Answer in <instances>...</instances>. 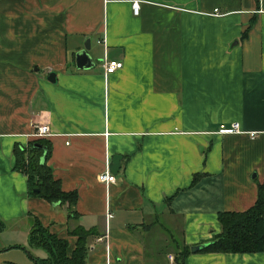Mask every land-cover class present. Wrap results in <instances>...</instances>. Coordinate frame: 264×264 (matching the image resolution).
<instances>
[{"label": "crops", "instance_id": "1", "mask_svg": "<svg viewBox=\"0 0 264 264\" xmlns=\"http://www.w3.org/2000/svg\"><path fill=\"white\" fill-rule=\"evenodd\" d=\"M86 39L98 63L77 69ZM106 60L122 65L104 75ZM233 122L237 132L218 131ZM38 124L49 134L32 137ZM35 139L60 189L76 194L72 218L66 204L28 194L14 169V146ZM113 155L105 185L96 176ZM259 188L264 0H0V264H33L13 247H27L31 217L67 254L68 230L93 232L84 264H175ZM182 264H264V226L260 252L189 250Z\"/></svg>", "mask_w": 264, "mask_h": 264}, {"label": "trees", "instance_id": "2", "mask_svg": "<svg viewBox=\"0 0 264 264\" xmlns=\"http://www.w3.org/2000/svg\"><path fill=\"white\" fill-rule=\"evenodd\" d=\"M41 145L37 139L28 144L26 148L14 146V169L26 176L27 192L38 196L48 203L66 204L69 208L68 216H75L72 210L76 194L74 191L65 192L60 189L57 179L53 178L50 169L41 164L40 158L47 156V148L35 146ZM36 190V191H35ZM220 231L208 242L202 250L211 252L246 253L260 252L263 250V226H264V194L258 189V195L254 203L240 212H220L217 214ZM0 220V231L3 229ZM69 235L75 237L74 245L67 254V241L50 233L41 226L38 220L31 217L30 229L27 236V247L14 245L23 250L33 264H84L87 252L86 240L93 232L80 225L68 230ZM40 249L43 257L34 256L30 249ZM189 253V248L183 246L179 255L175 258V264H182L184 256Z\"/></svg>", "mask_w": 264, "mask_h": 264}, {"label": "built area", "instance_id": "3", "mask_svg": "<svg viewBox=\"0 0 264 264\" xmlns=\"http://www.w3.org/2000/svg\"><path fill=\"white\" fill-rule=\"evenodd\" d=\"M137 3L132 2L131 4V10L133 14L137 13ZM216 10H214L215 12ZM121 62L116 60H106L102 62V71L104 75L110 74L114 72L115 70L119 69L121 67ZM219 132H237L238 131V125L236 122L231 123L228 127L224 125H220L218 128ZM49 134V128L46 124H38L33 126L32 132L30 135L34 138L46 136ZM249 135L253 137L255 135L254 132H250ZM98 182L102 184H111L115 181L114 174L110 173L107 168L103 169L102 171L98 172L96 176ZM107 217H110V214H106ZM104 236L98 237V240L101 241Z\"/></svg>", "mask_w": 264, "mask_h": 264}, {"label": "water", "instance_id": "4", "mask_svg": "<svg viewBox=\"0 0 264 264\" xmlns=\"http://www.w3.org/2000/svg\"><path fill=\"white\" fill-rule=\"evenodd\" d=\"M88 49H89V42H88V39L85 40V42L83 43V47L76 51L74 53V66L77 68V69H88L90 68L91 66H93L94 64L98 63V60L97 59H94L92 58L89 54H88ZM47 80L48 81H54V73L53 72H49L47 74ZM35 146H38L39 148H42L40 147L38 144H36ZM43 151L44 148H42ZM119 159H120V156L118 155H113L110 159V162L108 163V171L112 174H116L117 173V170H118V162H119ZM45 160V156L43 154V156L40 158V163L42 164ZM36 191V190H35ZM208 243H204V244H199V245H194V246H191L189 248V250L191 252H194V251H198V250H202L204 247L207 246Z\"/></svg>", "mask_w": 264, "mask_h": 264}]
</instances>
